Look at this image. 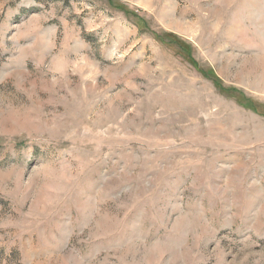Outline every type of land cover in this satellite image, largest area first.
Here are the masks:
<instances>
[{"label": "rangeland", "instance_id": "obj_1", "mask_svg": "<svg viewBox=\"0 0 264 264\" xmlns=\"http://www.w3.org/2000/svg\"><path fill=\"white\" fill-rule=\"evenodd\" d=\"M0 264H264V0H0Z\"/></svg>", "mask_w": 264, "mask_h": 264}]
</instances>
